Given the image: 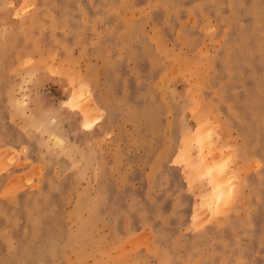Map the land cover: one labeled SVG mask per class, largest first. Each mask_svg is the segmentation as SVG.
I'll return each instance as SVG.
<instances>
[{
    "label": "rangeland",
    "instance_id": "1",
    "mask_svg": "<svg viewBox=\"0 0 264 264\" xmlns=\"http://www.w3.org/2000/svg\"><path fill=\"white\" fill-rule=\"evenodd\" d=\"M0 264H264V0H0Z\"/></svg>",
    "mask_w": 264,
    "mask_h": 264
},
{
    "label": "bare ground",
    "instance_id": "2",
    "mask_svg": "<svg viewBox=\"0 0 264 264\" xmlns=\"http://www.w3.org/2000/svg\"><path fill=\"white\" fill-rule=\"evenodd\" d=\"M218 177V176H217ZM226 186H228V185H226ZM227 188L225 187V188H223V190H220L218 193H217V196L219 197V198H225L226 199V196L227 195H229V193H227V191H228V189L226 190Z\"/></svg>",
    "mask_w": 264,
    "mask_h": 264
}]
</instances>
